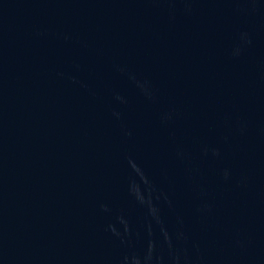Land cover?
<instances>
[{"label":"water","instance_id":"95a60500","mask_svg":"<svg viewBox=\"0 0 264 264\" xmlns=\"http://www.w3.org/2000/svg\"><path fill=\"white\" fill-rule=\"evenodd\" d=\"M0 264H264V0H0Z\"/></svg>","mask_w":264,"mask_h":264}]
</instances>
